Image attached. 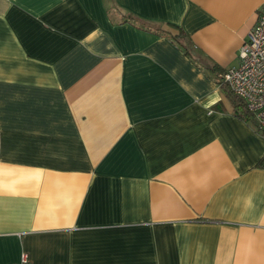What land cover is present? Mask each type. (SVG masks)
<instances>
[{
    "label": "crops",
    "instance_id": "0c3cea01",
    "mask_svg": "<svg viewBox=\"0 0 264 264\" xmlns=\"http://www.w3.org/2000/svg\"><path fill=\"white\" fill-rule=\"evenodd\" d=\"M263 2L0 0V264H264Z\"/></svg>",
    "mask_w": 264,
    "mask_h": 264
},
{
    "label": "built area",
    "instance_id": "2783aa9c",
    "mask_svg": "<svg viewBox=\"0 0 264 264\" xmlns=\"http://www.w3.org/2000/svg\"><path fill=\"white\" fill-rule=\"evenodd\" d=\"M222 81L243 100L264 135V2L256 24L240 48L239 65L225 69ZM19 264H29L27 253L21 254Z\"/></svg>",
    "mask_w": 264,
    "mask_h": 264
},
{
    "label": "trees",
    "instance_id": "16d2710c",
    "mask_svg": "<svg viewBox=\"0 0 264 264\" xmlns=\"http://www.w3.org/2000/svg\"><path fill=\"white\" fill-rule=\"evenodd\" d=\"M167 27L170 29H175L177 31L176 34L172 35L173 39H175L177 41H180L181 39H183V42H184V40H185L184 38H186V36H185V33L181 30V28H178L172 24H167ZM164 31H166V30H164ZM167 32L169 33L170 31H167ZM222 75H223V73H222ZM221 82H222L221 84H222L223 88L225 89L226 94L228 95L229 99L231 100L232 104L234 105L235 113L240 117L248 116L249 114H251L248 111V109L246 108V105L244 104L243 100L240 99L239 97H237L236 95H234L230 91V89L228 88L226 83H224L222 81V78H221ZM258 165H260L261 167H264V155L258 161Z\"/></svg>",
    "mask_w": 264,
    "mask_h": 264
}]
</instances>
